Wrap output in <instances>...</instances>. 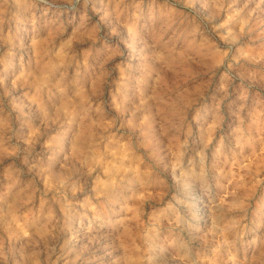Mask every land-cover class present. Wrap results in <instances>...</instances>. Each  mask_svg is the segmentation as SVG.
I'll return each mask as SVG.
<instances>
[{
	"label": "rangeland",
	"instance_id": "obj_1",
	"mask_svg": "<svg viewBox=\"0 0 264 264\" xmlns=\"http://www.w3.org/2000/svg\"><path fill=\"white\" fill-rule=\"evenodd\" d=\"M0 264H264V0H0Z\"/></svg>",
	"mask_w": 264,
	"mask_h": 264
}]
</instances>
